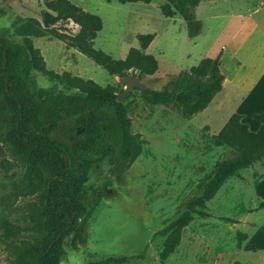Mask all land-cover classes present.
I'll return each instance as SVG.
<instances>
[{
	"label": "rangeland",
	"instance_id": "1",
	"mask_svg": "<svg viewBox=\"0 0 264 264\" xmlns=\"http://www.w3.org/2000/svg\"><path fill=\"white\" fill-rule=\"evenodd\" d=\"M70 1L101 18L102 29L94 40V48L114 60L124 59L130 48L137 47L138 34H154L145 52L155 57L158 70L141 78L148 90L161 89L204 57L213 58L216 47L225 40L219 25L229 23L218 19L215 21L218 25L203 37L190 38L182 17L164 18L156 1L148 5ZM210 6L199 12L211 15L219 11V16H223L226 9L233 8L222 2ZM41 11L38 0L0 1V31L18 42L21 37L16 33L17 27L28 19L40 20ZM55 28L61 33L76 30L72 24H58ZM32 41L47 70L57 74L67 72L101 87L113 86L117 94L125 90L122 78L67 47L62 39L45 34ZM32 85L62 90L61 85L38 72L32 74ZM122 102L131 122V134L142 142L141 153L118 175L120 152L112 141H103L105 147L112 148V153L93 157L81 187L84 209L77 226L85 222V241L79 243L73 236L67 237L60 264H87L123 256L127 258L123 264H264V155L243 170L239 178H231L222 185L206 204L209 216H195L182 229L174 252L161 263L166 238L163 232L184 212L187 203L200 195L216 164L233 156L231 150L215 147L212 139L231 113L228 110L216 113L222 107L217 103L185 120L173 104H153L138 89ZM259 113H264V109ZM76 118L63 120L60 127L72 125ZM48 136L68 158L73 157L69 130L49 132ZM8 161L0 155V216L6 214L13 223L27 225L33 199L26 194L20 170L8 166ZM12 257V250L0 238V264H8Z\"/></svg>",
	"mask_w": 264,
	"mask_h": 264
},
{
	"label": "trees",
	"instance_id": "2",
	"mask_svg": "<svg viewBox=\"0 0 264 264\" xmlns=\"http://www.w3.org/2000/svg\"><path fill=\"white\" fill-rule=\"evenodd\" d=\"M38 1L42 5L40 20L28 19L17 27L20 41H12L0 31V155L8 158V166L20 170V177L26 182V194L33 199L28 208L27 225L13 223L6 214L0 216V238L13 252L8 264H60L67 237L73 236L79 243L85 241V222L77 226L84 209L81 187L93 157H107L112 153V148L105 147L103 141H112L120 152L122 162L118 175L129 168L142 150L139 137L131 134L126 106L116 99V89L101 87L67 72L57 74L47 70L32 38L54 35L67 47L120 78L133 74L141 79L158 70L154 56L142 52L152 43L153 34H138L136 40L140 49L130 48L125 59L114 60L94 48V40L102 29L99 16L85 12L70 0ZM111 1L119 4L151 2L106 0ZM204 1L210 0H164L160 12L165 18L187 15L191 8ZM58 24H72L76 30L61 33L55 28ZM200 30V22L187 23L190 38L198 36ZM35 72L55 81L62 90L33 86ZM223 81L219 59L203 58L161 89L141 93L153 104H173L183 119L191 120L221 92ZM75 116L72 125L60 127L63 120ZM251 118L260 125L256 132L243 122V116L233 114L212 137L215 147L227 148L233 156L216 164L214 172L204 181L200 195L190 200L184 212L163 232L166 238L160 253L161 263L174 252L182 229L195 216H209L206 204L222 185L231 178H239L243 170L264 155V113ZM68 130L73 138L72 158L48 136L49 132ZM125 261L124 256L107 257L87 264H123Z\"/></svg>",
	"mask_w": 264,
	"mask_h": 264
},
{
	"label": "crops",
	"instance_id": "3",
	"mask_svg": "<svg viewBox=\"0 0 264 264\" xmlns=\"http://www.w3.org/2000/svg\"><path fill=\"white\" fill-rule=\"evenodd\" d=\"M153 1H156L157 8L164 3V0H151L149 4H153ZM220 2L233 8L230 10L226 9L225 15L223 16H219V11L211 15H202L199 12L201 9L203 11L209 8L210 5L214 6ZM176 17H182L185 25L189 22H200L201 30L198 34V38L203 37L202 35L210 28L213 30L216 25H218L215 22L216 20L223 18L229 21V23L226 22L225 25H219V28H222L220 35H224L225 40L221 45L216 47L212 58L215 59L218 57L219 59V68L224 76L222 90L214 97L209 106L221 103L222 107L216 109V113L228 110L231 115L239 114L243 116V122L248 124L251 131H258L260 125L256 120L252 119L251 116L260 114L259 112L264 109V1H204L200 2L198 6L191 8L187 15L176 14L174 17L168 19H175ZM136 48L140 49L138 42ZM147 49L141 51L148 54L145 52ZM229 117L222 126L218 128V131H216L214 135L219 133ZM247 117L252 120H246Z\"/></svg>",
	"mask_w": 264,
	"mask_h": 264
},
{
	"label": "water",
	"instance_id": "4",
	"mask_svg": "<svg viewBox=\"0 0 264 264\" xmlns=\"http://www.w3.org/2000/svg\"><path fill=\"white\" fill-rule=\"evenodd\" d=\"M121 84L124 85L125 90L122 92H119L116 95V99L118 102H121L122 100H125L127 98H129V96L131 95V93L138 89L139 91H141L143 94H148L149 90L146 89L144 87V85L142 84V81L140 78L134 76V75H125L122 79H121Z\"/></svg>",
	"mask_w": 264,
	"mask_h": 264
}]
</instances>
